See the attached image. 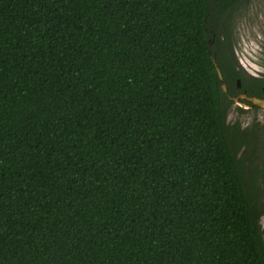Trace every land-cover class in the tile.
<instances>
[{"label": "trees", "instance_id": "trees-1", "mask_svg": "<svg viewBox=\"0 0 264 264\" xmlns=\"http://www.w3.org/2000/svg\"><path fill=\"white\" fill-rule=\"evenodd\" d=\"M252 1L0 0V264H264Z\"/></svg>", "mask_w": 264, "mask_h": 264}, {"label": "rangeland", "instance_id": "rangeland-1", "mask_svg": "<svg viewBox=\"0 0 264 264\" xmlns=\"http://www.w3.org/2000/svg\"><path fill=\"white\" fill-rule=\"evenodd\" d=\"M243 9L244 14L236 18V42H240L241 45L244 46V52L246 54L251 57L256 56L253 61L263 60L264 62V53L257 56V54L259 53V45L261 40L262 43H264V0H254L250 5L243 4ZM236 110L237 108L235 106H232L228 117L229 123H235L237 121ZM254 116V113L248 116H242L241 123L243 124L244 128H251V125L254 122H264L263 113H259L255 118ZM262 136H264V134H262ZM260 143H262V148H264L263 139H261ZM262 176L263 177H261L260 185L264 190V166ZM261 225L264 228V217L261 220Z\"/></svg>", "mask_w": 264, "mask_h": 264}, {"label": "flooded vegetation", "instance_id": "flooded-vegetation-1", "mask_svg": "<svg viewBox=\"0 0 264 264\" xmlns=\"http://www.w3.org/2000/svg\"><path fill=\"white\" fill-rule=\"evenodd\" d=\"M243 14H244V9H243V4H242L239 8V16L238 17H240ZM235 30H236V20L232 24L229 38H230L231 45L234 49L235 58H236L237 63L239 65L240 72L242 73V75L246 76L249 79L255 78V79L262 81L263 83H262L259 95H256V94L248 95L247 92L242 90V87H238L239 91L235 92V96L234 97H232L230 95L229 96L232 99L233 98L237 99L243 93H246L247 96H249V97L255 96L258 98H262V97H264V62H263V60L253 61L256 56L251 57L244 52V46L241 45L240 42H236V31ZM237 37H238V34H237ZM238 40H239V38H238ZM259 48L260 49H259V53L257 54V56L264 53V43H262V40L260 42ZM232 106H235L237 108V110H236L237 111V119L236 120L241 124L242 127H243V124L241 123L242 116L244 117V115L248 116V115L254 113L255 114L254 118H255L256 116H258L259 113L264 114V108H260L258 106H253L252 102L244 100V99H239V103L233 102ZM251 128H254L256 130V132L259 134L260 138L264 140V136H262V134H264V122H261V123L254 122L251 125ZM251 128H245V129H251ZM263 162H264V158H263Z\"/></svg>", "mask_w": 264, "mask_h": 264}, {"label": "water", "instance_id": "water-1", "mask_svg": "<svg viewBox=\"0 0 264 264\" xmlns=\"http://www.w3.org/2000/svg\"><path fill=\"white\" fill-rule=\"evenodd\" d=\"M212 45V41L209 42V47ZM212 60H213V63H214V66H215V69H216V73L220 79V81L222 82L221 84V88L223 90L224 93H226L228 95V87H227V84L224 80V77H223V74H222V71L220 69V67L218 66L217 62H216V58L214 56H211ZM238 87H241V82L238 81ZM229 96V95H228ZM230 98V96H229ZM233 102L235 103H239V99H244V100H247V101H250L252 102V105L253 106H258L260 108H264V97L262 98H258V97H255V96H247L246 93H243L239 98H230Z\"/></svg>", "mask_w": 264, "mask_h": 264}]
</instances>
